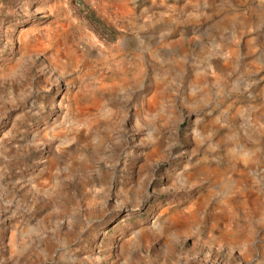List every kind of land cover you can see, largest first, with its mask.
<instances>
[{
  "label": "rangeland",
  "instance_id": "374dc122",
  "mask_svg": "<svg viewBox=\"0 0 264 264\" xmlns=\"http://www.w3.org/2000/svg\"><path fill=\"white\" fill-rule=\"evenodd\" d=\"M0 264H264V0H0Z\"/></svg>",
  "mask_w": 264,
  "mask_h": 264
}]
</instances>
